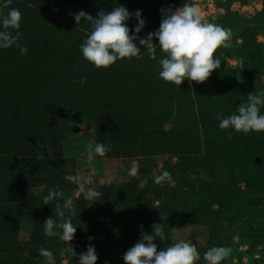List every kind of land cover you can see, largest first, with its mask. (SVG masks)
<instances>
[{
	"label": "rangeland",
	"instance_id": "rangeland-1",
	"mask_svg": "<svg viewBox=\"0 0 264 264\" xmlns=\"http://www.w3.org/2000/svg\"><path fill=\"white\" fill-rule=\"evenodd\" d=\"M184 2L185 0H170L168 6L165 4L163 8H159L164 0H155V5L151 7L154 9L153 21H145L148 26L141 30L143 36L158 29L162 9L175 10ZM187 2L199 11L203 20L229 30L230 43L215 51L214 55L220 59L221 64L212 71V77L210 75L201 83L184 80L179 86L165 82L158 76V61L164 55L159 47L155 49V59H150L143 46L141 47L142 51L136 57L137 64L134 63L133 68L150 72L159 78L160 84L166 87L163 95L168 101L175 102L172 115L155 116L154 126L161 131V138L157 140L159 143L156 149L148 153L139 142L134 143L137 132L132 126H125L118 119L116 122L105 120L106 127L102 125L103 120H98L99 115H89L84 109L79 110L78 104L75 106L77 97L79 99L86 96L83 93L86 85L80 83L81 77L54 81V74L64 69V66L54 68L56 56L66 52L62 49L63 43L72 36L74 40L78 39V44H82L91 30L89 22L82 18L77 24L73 18L74 14L84 10L81 3L75 2L71 6L74 13L68 16H62L59 8L58 12L50 15L54 21L51 20V25L47 27L36 23L33 33L37 35L39 31H43L40 37L39 65L34 63V54L28 58L17 57L16 61L10 62L1 58L3 63L0 64V94L2 91L7 92L6 88L4 90L5 86L13 88L10 89L13 91L16 83L13 81L8 85L9 81H12L14 74H23L27 69L24 75L29 81L45 83L46 77L50 76L52 79L46 81L49 86L55 90L60 87L58 96L70 101L69 103L72 101V109L62 115L67 117V122L60 140L62 161L58 162L60 166L63 163L65 166V173L62 174L65 186L58 182L57 187L66 190L62 192L63 197L71 198L72 203L65 210V216L76 227L74 237L66 242L59 236L44 235V220L54 218L53 211L57 202L63 205V197L59 201L54 198L49 205H44L43 197L52 185L46 180L47 174L43 170L38 171L34 164L29 167L24 164V168L19 171L16 169L15 173L24 171L25 176L18 178L6 175V160L5 163H0V186L4 187L8 180L6 186L10 185V188L5 186L3 189H10V193H0V219L3 222L0 230L8 227L6 221L14 228L17 239L13 244V251H18L11 254L18 252L20 257L31 259V255L36 253L37 258H32L29 264H48L46 258L39 254V250L43 248L52 252L51 264H77L79 254L86 251V246L91 244L95 248L96 264H124L123 253L138 241L140 233L151 234V225L160 223L165 239L160 241L158 237H154L157 250L177 240H185L193 243L199 254L194 264H206L204 253L213 246L231 249L229 256L220 264H264V132L250 131L245 134L231 129L222 130L216 121L215 128H212L216 130L213 138H201L199 143L193 137L189 138L192 135L188 131L191 122H201V115L192 114L194 108L197 109V104L192 100L193 96L199 94L205 98L207 95L211 108L215 110H211L209 114L215 121L217 113L226 117L234 113L240 103H246L248 93L264 90V0ZM48 8L52 9V5ZM144 16L148 17L147 14ZM27 28L30 33L29 26ZM20 31H26L24 25ZM26 40L27 37L19 39V44L23 45ZM247 42L249 46L246 45ZM153 43H158L155 37ZM27 46L29 45H26L28 52L30 48ZM7 49L9 51L2 49L1 52L11 54L14 47ZM50 60L51 63H46ZM31 89L41 98L40 94L45 88L33 84ZM10 107L6 98L0 97V120L3 118L12 121L15 118L10 116ZM259 110L264 113V105ZM227 112L230 114H226ZM207 116L209 115H205ZM3 124L10 125L9 122ZM113 127L116 128L115 131ZM6 129L8 135L13 134V140L20 139L24 133L22 128L12 127L11 131L8 127ZM34 134L35 131L30 136L33 137ZM27 139L28 137L26 141ZM214 140H219L221 145L215 146L216 143H212ZM97 142L105 145L108 151L104 156H96L89 161L86 146ZM133 144L136 149L130 148ZM247 146L252 150L246 152ZM20 156H23L22 151ZM49 158L52 159L50 153L41 157L42 161H49ZM178 163L186 168L179 170L181 166ZM131 167L137 168L136 176L129 175ZM174 170L177 171L175 175L172 173ZM162 171H167L169 178L161 183H154L153 174ZM66 175L79 177L80 183L66 180ZM229 177L233 181L228 182ZM142 180H146V183L141 187ZM16 184L19 188H15ZM119 185L130 187L133 197L126 200L110 196V191ZM103 186L110 189L109 193ZM82 188H94L99 192L96 198L98 201L92 203L91 200H86ZM8 201L15 207L5 214V202ZM88 216L94 217L90 226V221H86ZM36 225L41 226L38 232L42 234L43 240L37 248L32 244ZM90 227L93 228L90 230ZM3 238L0 237V241Z\"/></svg>",
	"mask_w": 264,
	"mask_h": 264
},
{
	"label": "trees",
	"instance_id": "trees-1",
	"mask_svg": "<svg viewBox=\"0 0 264 264\" xmlns=\"http://www.w3.org/2000/svg\"><path fill=\"white\" fill-rule=\"evenodd\" d=\"M154 1L155 0H10L7 7L0 8V15H5L8 8H16L20 11L21 20L18 29L19 39L27 37L23 46L26 48V45H29L27 47L30 49L24 54H21L19 48L15 46H13L14 49L10 51L11 54L7 52L2 53V49H0V64L3 63L1 58L5 62H10L11 60L16 61L15 58L17 57L28 58V56L34 54V63L39 65L41 59V53L39 52L41 45L40 37L43 31H39L36 35V33H33L34 28L36 27V23L45 27L51 25L50 22L51 20L54 21V19L50 15L58 12L59 8L61 9L60 13L62 16H68L71 13H74L71 6L75 2H79L82 5L81 8L84 9L83 11H87L86 13L95 17L99 11L104 12L107 11V9L111 11L113 7L122 5L130 13L137 9L141 10V16H144V14L148 15V17L144 16L143 19H145V21H147V19L153 21L152 13L154 12V9L151 7L152 5H155ZM169 1L170 0H164V3H161V7L159 8H163L162 6L165 4L168 6ZM149 3H151V5ZM51 5L52 9H49L48 7ZM159 8H157V10H160ZM32 19L35 20L31 21ZM135 23L136 21L133 18H130L126 22L130 29V34ZM23 25L27 32L20 31ZM27 26H29L31 34L28 32ZM145 26L148 25L145 24ZM138 35L143 36L144 34L141 31ZM71 37L65 42L63 41L62 49L66 52L62 55L59 54L56 56L57 59L54 61V68L64 66L63 71H59L57 74L53 73L54 78L56 79H54V81L61 82L64 79L70 78L71 80V78L76 77L84 78L86 88L83 93H86V96L85 98L80 97L79 99L77 97L75 101V106L78 104L77 108L79 107V110L84 109L85 113L92 116L99 115L98 120H103L102 125H106L105 120L109 122H116L118 119L121 120L125 126L129 125L134 128L137 132L134 143L137 144L139 142L140 146H143L146 153L156 149V145L159 143L157 140L161 138V131L157 130L156 126H154V122L156 121L155 116L164 115V117H167V115H172L173 107L175 109V102L171 100L168 101L163 95L166 93V87H164V85L162 86L160 84L161 81L158 80L159 78L154 77L150 72H142L133 68V64H137L136 57L117 60L113 65L107 68L94 67L82 57L79 49L81 44H78V39L74 40ZM28 38L30 39L28 40ZM19 39L17 43H21L19 42ZM246 45H248V42ZM138 46L142 47L140 45ZM4 50L9 51L8 49ZM47 55L50 57L52 56V54ZM46 63H51V60ZM1 73L2 68L0 66V75ZM24 73L20 75L14 74L11 79L12 81H9L8 85H11V82L13 81L16 83V87L13 91H10V89L13 88L5 86L4 90L6 88L7 92L2 91L0 94V97L6 98V102L11 105L9 108L10 116L15 117L12 121L11 119L4 120L3 118L0 120V163H5L7 160L8 165L5 168L7 169L5 172L6 175L9 174L12 177L17 176L18 178L25 176L26 173L21 171L16 174V169L19 171V169L24 168V164L25 167L34 164L38 171L43 170L47 174L46 180L52 184L50 189L65 192L66 190L64 191V188L60 190L57 187L58 182L65 186L64 179H62V174L65 173V166L64 163L60 166L58 162L62 161L60 140L62 139L64 124L67 122V117L62 115H65L68 110L72 109V101L69 103L70 101L68 102L65 98L58 96L59 89L61 90L60 87L55 90L49 86V83L46 81L52 79L50 76L46 77L45 83L44 81L43 83L41 81L31 82ZM40 73L42 74L43 71H40ZM55 75H58L60 78H56ZM210 77H212V75ZM33 84L45 88L40 94L41 98L38 97L37 93L32 91L31 88H33ZM217 92L218 91H216V93ZM33 95L36 97L35 101L33 100L35 98ZM192 100L197 104V109L194 108L192 114L201 115L199 117L201 122L198 123L197 121H193L189 124L188 131L192 135L189 136V138L193 137L196 142L200 143L201 138L202 140L213 138L212 135L216 130L212 128H215L214 124L217 120L213 121L212 115L209 114L211 113L210 111L214 109L211 108V102H209L207 95L203 98L198 94L196 97L193 96ZM2 106L5 107L4 104H2ZM192 107H194V104ZM226 114L230 113L227 112ZM101 115H103V117H101ZM110 115L113 117H110ZM205 115L209 116L205 117ZM5 122H9L10 125H4L3 123ZM6 127L10 128V131L12 130V127H14V129L22 128L24 133L20 139L13 140L11 137L13 134L8 135L9 132ZM106 127L108 126L106 125ZM115 130L116 128L113 127V131ZM34 131L35 134L31 137L30 134L34 133ZM103 133L107 136L105 131H103ZM24 137L25 141H23ZM27 137L28 139L26 141ZM218 141L219 140H214L212 143H216L215 146H220L221 143H218ZM12 142L14 143L12 144ZM234 142L235 141H233V143ZM49 147L50 149H48ZM133 147L134 144L130 146L131 149ZM246 148L248 149L246 152L252 150V148L249 149L248 146ZM134 149L136 148L134 147ZM216 149H219V147H216ZM21 151L23 152L24 157L20 156ZM45 151L47 154H51V160L49 158V161H42L41 157L43 154H46L44 153ZM50 161H56V163H51ZM47 162H49V164H47ZM177 165L181 166V163H178ZM185 168V166H181L179 167V170ZM172 173L175 175L177 174V171L174 170ZM7 181L4 183V187L0 186V193H10V189H3L5 188ZM231 181H233V179L229 177L228 182ZM18 183L22 184V182ZM207 184L211 185L212 183ZM15 186V188H19L18 184ZM7 187L10 188V185L6 186V188ZM101 188L102 187H100V189ZM12 189L14 192V188ZM103 189H106L109 193L110 189H108V187L103 186ZM21 192L22 191L19 193L20 195ZM46 192L48 193V191ZM132 193L133 191L127 185H119L115 186V188L110 191L109 195L114 199L122 198L127 200L133 197ZM15 194L18 195L16 191ZM34 200L32 203H34ZM5 203L4 213L6 214L15 206L9 201ZM92 218L94 220L93 216H88L86 219V221H90L88 226L93 222ZM6 223L8 227L3 229V231L0 230V237L3 238L4 233V238L0 241V264H29L32 258H37L36 253L31 255V259L20 257L19 254H17L18 252L14 255L11 254L18 251L17 249L13 251V244L17 239V235L14 234V228L11 227V223L9 221H6ZM2 224L3 222L0 219V228H2ZM91 228L93 227H90V230ZM39 229H41V226L36 225V228L33 230L32 244L35 248L43 242L41 238L42 234L38 232Z\"/></svg>",
	"mask_w": 264,
	"mask_h": 264
},
{
	"label": "clouds",
	"instance_id": "clouds-1",
	"mask_svg": "<svg viewBox=\"0 0 264 264\" xmlns=\"http://www.w3.org/2000/svg\"><path fill=\"white\" fill-rule=\"evenodd\" d=\"M10 0H0V8L7 7ZM162 19L157 30L147 33L146 36L138 35L145 26L141 10L129 12L124 6L118 5L111 11H99L96 17L83 10L74 14V20L79 24L83 18L90 23L91 30L84 42L79 46L82 57L97 68H107L120 59H131L141 53V47L150 59H155V49L159 47L164 55L159 59L160 71L158 76L165 82L180 85L184 80L201 83L205 81L214 69L220 67V59L214 55L219 47H227L230 43V32L220 25L206 22L201 18L199 11L191 6L187 0L175 10L162 9ZM135 19L136 23L131 29L126 22ZM21 13L16 8H8L5 15H0V49L15 46L21 54L27 49L17 43L19 39ZM17 30V31H14ZM158 43H153V38ZM138 42V44H137ZM81 84L85 83L81 78ZM264 105V90H255L247 94V102L240 103L234 113L228 116L216 114L218 127L222 130L231 129L235 132L249 133L264 132V113L260 107ZM87 159L91 161L96 156H104L108 148L97 142L86 146ZM137 168L129 169L130 176L137 175ZM169 178L167 171L153 174V182L161 183ZM66 180L79 184L77 176L66 175ZM146 180L141 181V187ZM86 200L98 201L99 196L94 188H82ZM63 193L50 189L43 197L44 205L55 198L59 201ZM71 198L63 197V205L57 202L54 218H46L43 222L44 235L59 236L60 239L70 242L76 231L66 218L65 210L71 206ZM91 203V204H92ZM161 219V218H160ZM152 233L141 232L138 241L127 249L122 256L124 264H194L199 254L193 243L177 240L167 247L157 250L153 242L154 237L160 241L165 239V233L160 223L151 225ZM175 229V228H173ZM72 248V247H71ZM73 250V248H72ZM231 249L224 246H213L204 253L206 264H220L229 256ZM39 254L46 258L48 264L52 261V252L40 249ZM95 248L89 244L86 251L78 256L77 264H96Z\"/></svg>",
	"mask_w": 264,
	"mask_h": 264
}]
</instances>
